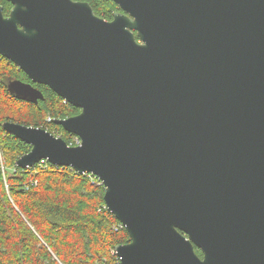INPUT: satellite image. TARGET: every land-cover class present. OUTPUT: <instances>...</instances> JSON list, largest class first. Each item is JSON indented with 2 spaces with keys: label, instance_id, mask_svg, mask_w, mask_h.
Masks as SVG:
<instances>
[{
  "label": "water",
  "instance_id": "water-1",
  "mask_svg": "<svg viewBox=\"0 0 264 264\" xmlns=\"http://www.w3.org/2000/svg\"><path fill=\"white\" fill-rule=\"evenodd\" d=\"M8 1L0 54L80 109L54 120L77 145L4 121L31 146L16 165L97 176L129 234L120 264H264V0H113L111 20L85 1Z\"/></svg>",
  "mask_w": 264,
  "mask_h": 264
},
{
  "label": "trees",
  "instance_id": "trees-1",
  "mask_svg": "<svg viewBox=\"0 0 264 264\" xmlns=\"http://www.w3.org/2000/svg\"><path fill=\"white\" fill-rule=\"evenodd\" d=\"M85 1L94 13L111 20L121 11L113 0ZM5 16L12 7L0 0ZM30 82L42 99L32 103L12 93L8 83ZM43 84L33 83L0 54V264H120L117 245L130 241L124 226L105 207L104 186L90 173L58 166L46 159L21 168L16 160L31 148L5 131L4 121L42 127L74 145V134L54 122L78 114ZM47 116L54 120L46 121ZM199 257L202 252L194 248Z\"/></svg>",
  "mask_w": 264,
  "mask_h": 264
},
{
  "label": "built area",
  "instance_id": "built-area-1",
  "mask_svg": "<svg viewBox=\"0 0 264 264\" xmlns=\"http://www.w3.org/2000/svg\"><path fill=\"white\" fill-rule=\"evenodd\" d=\"M52 120H54V118H52V117H50V116H47V118H46V121H48V122H50V121H52ZM73 142L75 143V144H79L80 143V139H79V137L78 136H76V135H74V137H73ZM41 161H44V160H41ZM91 175H94V174H92V173H90ZM95 176V175H94ZM97 177V176H96ZM99 180V179H98ZM99 182L101 183V181L99 180ZM120 226H123L122 224L120 225Z\"/></svg>",
  "mask_w": 264,
  "mask_h": 264
},
{
  "label": "rangeland",
  "instance_id": "rangeland-1",
  "mask_svg": "<svg viewBox=\"0 0 264 264\" xmlns=\"http://www.w3.org/2000/svg\"><path fill=\"white\" fill-rule=\"evenodd\" d=\"M74 145H77V144H74Z\"/></svg>",
  "mask_w": 264,
  "mask_h": 264
}]
</instances>
